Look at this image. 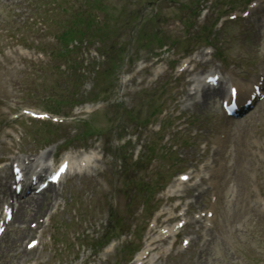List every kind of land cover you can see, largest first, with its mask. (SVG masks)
<instances>
[{"label":"rangeland","instance_id":"374dc122","mask_svg":"<svg viewBox=\"0 0 264 264\" xmlns=\"http://www.w3.org/2000/svg\"><path fill=\"white\" fill-rule=\"evenodd\" d=\"M33 1L0 0V97L10 102L16 100L17 108L48 112L47 106H50L49 113L68 116L72 112L75 116L74 122L46 130L44 134L43 129L30 130L29 141L26 140L28 143L24 145L32 153H41L43 144H46V160L69 147L76 149L71 150L75 154L95 151L99 160L94 163L97 169L92 176L67 178L61 186L62 191L57 190L55 194L65 202L66 211L51 221V229L45 235L51 246L33 254L30 260L39 264H66L65 260L76 251L71 238L83 231L96 234L95 240L90 242L93 248L103 246L117 237L109 224V219L114 217L115 221L121 222L122 229L118 231L126 233V238L116 243L108 264H127L129 253L121 246L130 240L127 229L134 223L138 228L133 213L141 209L144 200L158 196L156 188L183 168L188 163L185 155L193 152L187 145L179 153H174V157L181 155L183 159L176 166L173 161L170 169L171 162L165 157L147 164L148 157L159 156L156 151L162 134L151 136L150 144L142 148L139 126L158 121L151 115L159 108L167 107L173 82L165 74L154 81L151 71L161 64L167 67L172 60H157L147 71L133 72L139 63L149 64L150 57L160 51L158 47L161 45L177 43L172 51L177 58L182 57L181 52L197 43L193 39L206 36L218 12L226 11L233 0H212L201 21L205 25L204 33L200 35L193 31L198 24L196 7L202 6L205 0H69L63 12L55 17L51 29L60 40L63 39L64 45L74 41L81 46L87 44V47L81 56L77 51H73L74 55L71 53L75 62L73 66H67V70L58 67L63 62L61 59H56V66L45 63V59L41 61L44 63L28 60L26 53L23 55L12 43L7 45L4 40L6 35L20 34L19 27L28 22L33 12ZM224 20L222 32L215 33V42L222 46L221 63H224V71L225 65L228 66L225 73L231 70L235 81L246 83L257 69L264 66V44L261 48L254 46L253 37L245 34L247 28L244 24L243 28L227 23L228 19L222 17L221 21ZM27 31L31 33L30 29ZM188 33L190 38L186 37ZM45 41L48 40L45 38ZM29 56L33 57L32 54ZM51 69L59 75L56 77ZM177 95L175 114H179L184 106L186 112L196 116L194 128L199 140L214 136L220 119L217 104L193 108ZM173 102L174 99L170 103ZM5 104L0 109L10 106ZM79 109L81 113L76 114ZM97 109V113L89 115V111ZM7 117L0 114V124L5 123ZM262 118L264 103L247 122L234 124L233 135L224 153L228 167L221 174L213 227L204 237L196 234L185 253L170 258L167 264H264V211L254 202L257 193L264 195ZM152 131L155 132L154 127ZM150 145L156 149L151 154L146 151ZM254 175L258 176L256 180ZM203 203L205 206L207 201L198 200L199 206L202 207ZM38 216V213L34 214L28 221L37 220ZM11 230L9 228V233ZM188 230L192 228L185 232ZM145 234L144 229L139 231L140 236ZM52 236L55 239H50ZM67 240L71 246L66 250L70 252L60 254L63 253L62 242ZM134 243L138 244L136 240ZM76 244L80 245L79 241ZM79 251L87 255L91 252L81 245ZM96 261L93 260V264ZM0 264L8 262L0 259Z\"/></svg>","mask_w":264,"mask_h":264},{"label":"bare ground","instance_id":"6f19581e","mask_svg":"<svg viewBox=\"0 0 264 264\" xmlns=\"http://www.w3.org/2000/svg\"><path fill=\"white\" fill-rule=\"evenodd\" d=\"M222 91L216 92V95H221ZM44 155V154H42ZM93 153L84 154L78 159V168H82V171L87 172L88 174L91 171V161L93 159ZM3 186V187H2ZM8 190L6 188V184L0 185V192H3L4 189ZM2 189V190H1ZM47 201L46 194H42L40 196H35L30 198L29 200L23 202L20 204L14 214V223L15 229L12 231V234H7V236L4 239V242L0 246V259L4 262L8 261V259H11L8 261L10 264H14V257H11L10 253L14 252L16 253L17 258L21 259L23 262L27 260V258L30 256V253L27 251V249L22 248V246L18 242L25 240L28 236H32L36 233V230L31 228L29 224V217L33 216L36 213H39V211L44 206L45 202ZM23 240V241H24ZM29 243V242H28ZM27 243V244H28ZM151 244V243H150ZM149 245L146 247L148 251ZM145 252H142L135 261V264H141V258L144 256Z\"/></svg>","mask_w":264,"mask_h":264},{"label":"snow or ice","instance_id":"6c2138e0","mask_svg":"<svg viewBox=\"0 0 264 264\" xmlns=\"http://www.w3.org/2000/svg\"><path fill=\"white\" fill-rule=\"evenodd\" d=\"M247 15V13H245Z\"/></svg>","mask_w":264,"mask_h":264}]
</instances>
